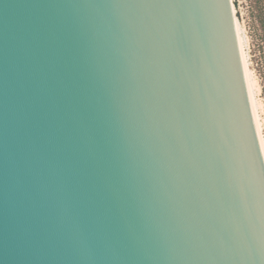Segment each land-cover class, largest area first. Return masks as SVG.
<instances>
[{
    "label": "water",
    "instance_id": "1",
    "mask_svg": "<svg viewBox=\"0 0 264 264\" xmlns=\"http://www.w3.org/2000/svg\"><path fill=\"white\" fill-rule=\"evenodd\" d=\"M231 21L225 0H0V264H228L212 207L224 167L185 76L202 97L219 85L237 169L264 160ZM53 104L78 130L83 194L55 223L28 157Z\"/></svg>",
    "mask_w": 264,
    "mask_h": 264
},
{
    "label": "clouds",
    "instance_id": "2",
    "mask_svg": "<svg viewBox=\"0 0 264 264\" xmlns=\"http://www.w3.org/2000/svg\"><path fill=\"white\" fill-rule=\"evenodd\" d=\"M233 3V0H232ZM232 10V27L235 32L236 46L239 51L240 66L243 72L244 88L247 91V70L244 55L240 50V19L237 18V7ZM142 8H176L177 5L143 4ZM192 7L205 8L204 4ZM243 13V12H241ZM185 79L191 89L193 106L204 116L201 123L204 131L220 157L224 175L214 180L212 193L213 210L217 212L220 222L228 232L231 243L221 241L229 254H222L220 259L228 264H264V160L253 162L247 171L238 170L233 160L234 155L224 152L221 142L223 134V96L217 93L204 97L200 93V83L191 71ZM248 105L252 120L257 128L259 143L264 148V131L257 116V103L251 93L247 92ZM41 104H47L42 99ZM81 146L79 133L57 110L55 104L47 108L44 128L40 132L38 146H30L28 157L30 164L31 185L40 202L43 217L51 223L58 220H70L65 211L71 208L74 213L80 210L82 192L72 188L70 181L80 164ZM203 208H207V198L202 197Z\"/></svg>",
    "mask_w": 264,
    "mask_h": 264
},
{
    "label": "rangeland",
    "instance_id": "3",
    "mask_svg": "<svg viewBox=\"0 0 264 264\" xmlns=\"http://www.w3.org/2000/svg\"><path fill=\"white\" fill-rule=\"evenodd\" d=\"M264 131V0H237ZM243 12V16H241Z\"/></svg>",
    "mask_w": 264,
    "mask_h": 264
},
{
    "label": "snow or ice",
    "instance_id": "4",
    "mask_svg": "<svg viewBox=\"0 0 264 264\" xmlns=\"http://www.w3.org/2000/svg\"><path fill=\"white\" fill-rule=\"evenodd\" d=\"M225 3L227 4V6H228V8H229L230 17H231V19H232V10H233V7H234V5H233V3H232V0H225ZM235 7H237V5H236ZM241 16H243V13H241ZM249 123H250V125H253V124H254V122H253V120H252V117L249 118ZM253 133H254V137H253V138H254V140H255V139L258 138V134H257V131H256L255 128H253Z\"/></svg>",
    "mask_w": 264,
    "mask_h": 264
},
{
    "label": "bare ground",
    "instance_id": "5",
    "mask_svg": "<svg viewBox=\"0 0 264 264\" xmlns=\"http://www.w3.org/2000/svg\"><path fill=\"white\" fill-rule=\"evenodd\" d=\"M244 41H245V46H246V40H245V38H244ZM246 51H247V49H246ZM247 56H248V53H247ZM249 61V60H248ZM249 66H250V62H249ZM250 71H251V77H252V82H253V87H254V92H255V97H256V102H257V107H258V112H259V117H260V111H259V103H258V96H257V89H256V80H255V78H254V75H253V71H252V69H251V66H250ZM260 121H261V117H260ZM261 126H262V130H263V125H262V121H261Z\"/></svg>",
    "mask_w": 264,
    "mask_h": 264
}]
</instances>
